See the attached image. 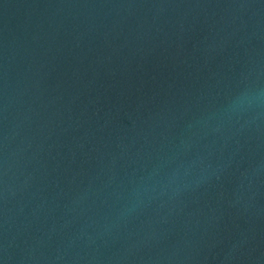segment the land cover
I'll return each instance as SVG.
<instances>
[{"label": "water", "instance_id": "obj_1", "mask_svg": "<svg viewBox=\"0 0 264 264\" xmlns=\"http://www.w3.org/2000/svg\"><path fill=\"white\" fill-rule=\"evenodd\" d=\"M0 264H264V0H0Z\"/></svg>", "mask_w": 264, "mask_h": 264}]
</instances>
